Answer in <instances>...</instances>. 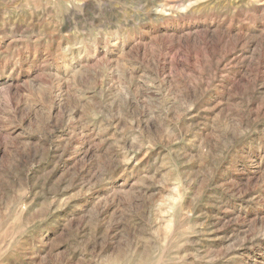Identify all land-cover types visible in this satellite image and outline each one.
Instances as JSON below:
<instances>
[{
	"label": "rangeland",
	"instance_id": "obj_1",
	"mask_svg": "<svg viewBox=\"0 0 264 264\" xmlns=\"http://www.w3.org/2000/svg\"><path fill=\"white\" fill-rule=\"evenodd\" d=\"M0 264H264V0H0Z\"/></svg>",
	"mask_w": 264,
	"mask_h": 264
}]
</instances>
